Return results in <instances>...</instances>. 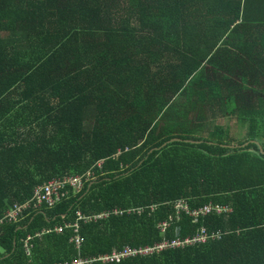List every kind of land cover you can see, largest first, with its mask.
Wrapping results in <instances>:
<instances>
[{
	"label": "trees",
	"instance_id": "16d2710c",
	"mask_svg": "<svg viewBox=\"0 0 264 264\" xmlns=\"http://www.w3.org/2000/svg\"><path fill=\"white\" fill-rule=\"evenodd\" d=\"M260 147L264 0H0V219L51 177L93 171L4 223L0 264L91 259L201 228L218 238L91 264H264ZM177 199L230 211L176 220ZM112 208L122 213L79 222V250L70 228L35 237Z\"/></svg>",
	"mask_w": 264,
	"mask_h": 264
},
{
	"label": "built area",
	"instance_id": "2783aa9c",
	"mask_svg": "<svg viewBox=\"0 0 264 264\" xmlns=\"http://www.w3.org/2000/svg\"><path fill=\"white\" fill-rule=\"evenodd\" d=\"M99 164V162L97 163ZM93 178L92 169H88L81 174H73V175H63L51 177L49 180L36 185L33 190L28 201L21 204H14L11 208L6 212L3 218L0 219V228L4 223H12L16 222L19 217L23 215L24 210L31 208L33 210L40 209L45 206L47 208H51L61 201V199L65 198L68 195L69 189H71L74 193H77L83 188L85 182L89 179ZM154 207H150V211H152ZM174 210L176 220L179 219V214L183 212L185 215L192 219V222H196L199 218L208 216L210 214L221 215L224 212H229L230 209L225 205H212L206 204L199 208L189 209L184 199H177L174 202ZM126 213H136L139 215L142 212L141 208H130L125 210ZM122 213V209L112 208L110 210H106L100 214L93 216H84V214L79 211L75 214V219L71 223L63 222L61 225L54 226L52 230H42L40 233H36L35 237H40L44 233L48 232H56L62 233L64 229H72L74 235L70 238V242H72L77 250H79L83 239L78 234L79 230V222H91L97 221L101 219H107L111 216H117ZM174 220L173 216H169L167 220L162 221L158 224V228L162 234L166 231V229L170 226V222ZM218 238V233H207L204 228H201L199 232L193 236L192 238H183V239H173L171 241H162L159 243H154L153 245L139 246V247H129L123 246L119 250H113L108 254L99 255L98 257H93L91 259L82 258L80 256H76L71 260L67 261H59L53 262L50 264H91L94 261H100L102 263H118L122 259L125 258H134L152 255L154 253H158L165 249H175L181 248L187 245H196V244H204L209 242L212 239ZM25 240V248L27 254L29 253L30 246Z\"/></svg>",
	"mask_w": 264,
	"mask_h": 264
},
{
	"label": "rangeland",
	"instance_id": "374dc122",
	"mask_svg": "<svg viewBox=\"0 0 264 264\" xmlns=\"http://www.w3.org/2000/svg\"><path fill=\"white\" fill-rule=\"evenodd\" d=\"M192 115L194 116V114H191V117ZM189 121V120H188ZM192 121V120H191ZM218 123H224L225 125H227L230 129H232L230 132L231 134L235 137V138H241V136L245 133L246 131V126L245 125H237L234 124L233 122H230V121H222V119H218L217 121ZM245 144V143H244Z\"/></svg>",
	"mask_w": 264,
	"mask_h": 264
},
{
	"label": "water",
	"instance_id": "95a60500",
	"mask_svg": "<svg viewBox=\"0 0 264 264\" xmlns=\"http://www.w3.org/2000/svg\"><path fill=\"white\" fill-rule=\"evenodd\" d=\"M179 139H180V138H178V137H173V138H171V139H169V140L163 142V144H162L161 146L165 145L167 142L174 141V140H179ZM156 148H157V147H155V148H153V149H156ZM260 151H261V152H264V150L261 149V147H260Z\"/></svg>",
	"mask_w": 264,
	"mask_h": 264
}]
</instances>
